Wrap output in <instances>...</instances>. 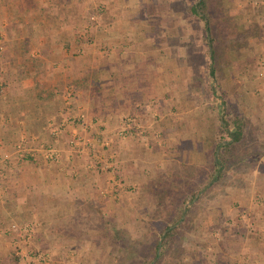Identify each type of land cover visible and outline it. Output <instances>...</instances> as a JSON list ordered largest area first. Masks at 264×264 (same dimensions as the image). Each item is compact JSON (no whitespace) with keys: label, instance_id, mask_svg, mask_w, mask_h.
I'll return each mask as SVG.
<instances>
[{"label":"crops","instance_id":"1","mask_svg":"<svg viewBox=\"0 0 264 264\" xmlns=\"http://www.w3.org/2000/svg\"><path fill=\"white\" fill-rule=\"evenodd\" d=\"M104 3L100 22L86 24L84 7L70 0H0V154H12L0 159V264H12L19 245L59 250L85 200L119 199L124 190L113 191L112 178L131 191L154 173L151 147L130 149L167 130L160 110L181 80L184 43L167 10ZM128 115L135 124L126 129ZM70 117L92 139L81 151L67 145ZM100 139L109 144L97 154ZM48 149L59 154L47 157ZM263 223L257 218L255 249L238 261L264 264Z\"/></svg>","mask_w":264,"mask_h":264},{"label":"rangeland","instance_id":"2","mask_svg":"<svg viewBox=\"0 0 264 264\" xmlns=\"http://www.w3.org/2000/svg\"><path fill=\"white\" fill-rule=\"evenodd\" d=\"M106 1L70 0V4L84 7L88 24L100 22ZM137 1L145 13L167 10L173 32L184 43L182 82L177 77L174 91L168 92L160 110L164 112L162 119H167V130L151 136L153 139L146 133L140 139L144 147L137 144V149H130L140 153L151 147V179L131 191L117 180L124 190L118 200H85L78 211L72 212L77 219L71 223L70 238H62L59 250L19 245L7 256L12 264H139L133 257L123 258L127 250L116 237L118 231L130 249L144 258L152 257L162 223L177 204V209L181 208L183 197L179 199L177 193L161 197L151 184L158 175L181 172L188 164L206 174L211 172L216 142L229 137L218 119V102L225 101L229 128L241 124L243 137L234 143L220 179L212 183L206 179L197 196L186 202L191 209L159 264H263L248 255L245 261L238 259L247 254L246 247L255 249L258 234L254 225L257 218H264V0H214L219 4L214 21L219 32L215 65L218 81L214 82L209 77L204 21L192 11L200 0ZM129 7L136 5L131 3ZM74 119L69 118L72 127L67 145L71 149L72 128L78 131L80 124ZM107 148L99 146L97 154ZM160 159L163 163L156 161ZM96 164L102 165V161ZM104 169L111 171V167Z\"/></svg>","mask_w":264,"mask_h":264},{"label":"trees","instance_id":"3","mask_svg":"<svg viewBox=\"0 0 264 264\" xmlns=\"http://www.w3.org/2000/svg\"><path fill=\"white\" fill-rule=\"evenodd\" d=\"M218 5L219 4H216L214 0H200L197 4L192 6V11L204 21L207 47L210 56L209 77H211L213 82L218 81V74H216L217 70L215 65L218 57L216 41L219 37V32L214 22L216 21V16L219 11ZM216 92L217 91L214 89V93ZM225 104V101L218 102V119L221 130L229 135V137L227 139L221 137V139L216 142L212 157L211 172L206 174L202 169L188 164L181 172L173 171L167 174L166 177L161 174L158 175L159 178L154 180L151 187L157 189L160 193L159 196L161 197H171L177 193L179 199L183 197V205H181L180 209H177V204L172 215L162 223L161 234L153 245V255L150 258H144L136 249H130L127 240L120 236L118 231H116V237L121 241L120 245L123 247L122 249L127 250V253L126 255H123V258L133 257L134 259L139 260V264H159L167 251L168 246L171 244L172 239L178 233V229L182 224L180 222L186 218L191 209V206L186 205V202L193 200L197 196V189L202 182L206 181V179L209 180L207 182L212 183L213 181L220 179L225 173L226 167L228 166V155L230 154L234 143L240 141L244 134L243 128L239 123H235L232 129L229 128ZM172 190L175 191L173 194ZM156 195L154 194V196Z\"/></svg>","mask_w":264,"mask_h":264},{"label":"built area","instance_id":"4","mask_svg":"<svg viewBox=\"0 0 264 264\" xmlns=\"http://www.w3.org/2000/svg\"><path fill=\"white\" fill-rule=\"evenodd\" d=\"M124 124H125L126 129L127 128H131L135 124V119L131 115H128L127 117L124 118ZM58 128L57 127H54L53 128V131L55 133H57L59 131ZM83 128H85V126ZM72 131H73V135H72L71 139L69 140V143H70V145H71V147H72V149L74 151H79V150L81 151V150H83V148L85 146H88L92 142V139L90 138V136L80 134L77 131V128H73ZM102 143H103L102 144L103 146H107L109 144V142L107 140L106 141H103ZM53 154L58 155L59 154V151H57L55 149H48L47 152H46L47 157H51ZM11 155L12 154L9 151L3 152V153L0 154V159L1 160H9L11 158ZM18 156L19 157L25 156V153H21ZM94 162L95 161L92 160V164L90 163V165L93 166L94 165ZM111 185H112V190L113 191L118 190V188L120 186L119 182L115 178H112ZM12 227L14 228V230H16L19 233H23L24 232L27 235H29L27 229H20L16 225H13Z\"/></svg>","mask_w":264,"mask_h":264}]
</instances>
